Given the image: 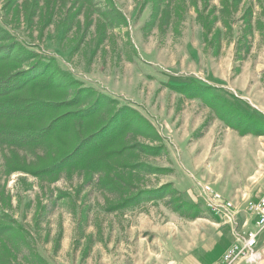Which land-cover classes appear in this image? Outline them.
<instances>
[{
	"label": "rangeland",
	"instance_id": "rangeland-1",
	"mask_svg": "<svg viewBox=\"0 0 264 264\" xmlns=\"http://www.w3.org/2000/svg\"><path fill=\"white\" fill-rule=\"evenodd\" d=\"M0 57V73H44L43 97L90 110L83 130L130 124L92 175L82 158L47 169L77 118L46 149L0 142V264H212L241 241L255 195L233 189L264 183V166L248 172L264 159V0H0ZM202 184L241 212L213 211ZM231 264H264V228Z\"/></svg>",
	"mask_w": 264,
	"mask_h": 264
},
{
	"label": "trees",
	"instance_id": "trees-1",
	"mask_svg": "<svg viewBox=\"0 0 264 264\" xmlns=\"http://www.w3.org/2000/svg\"><path fill=\"white\" fill-rule=\"evenodd\" d=\"M30 55L31 51L29 49L24 57L30 58ZM3 59H8V57H0V60ZM27 70L16 71L13 69L0 73V118L13 120L26 119V121L28 120L31 123L32 120L44 118V112L51 113V115L45 117L43 123L28 124L22 130L11 128H7L8 130L0 129V142L20 147L33 144L46 149L50 147L49 141L51 142L56 138L55 130L59 129V131L68 132L70 127L74 128L77 126L78 139L76 143L63 153L55 154L47 169L51 170L58 167L62 171L65 168H70L66 163H71L77 158H82L83 163L80 167L85 169L88 174L92 175L104 171L108 164L105 159L117 155V152L113 151L115 150L114 147L111 148L113 139L118 137L121 134V130L127 129L130 124L128 122L121 123L117 120V123L113 125L115 122L114 119H111L108 121L107 126L112 125L113 131L108 134L105 133L104 136H102L104 134V127L94 130H83L81 121L84 116L90 114V110L84 109L76 112L69 110L70 106L77 102H74L73 99L55 102L52 101V98L43 97L42 90L46 88L49 90L52 84L48 85V87H42L38 91L36 85L38 81L43 80L42 78L44 77L41 75L44 73L40 75H26L28 74ZM46 79H49V77H46ZM88 91L92 94L91 90ZM136 116L139 123L145 126L147 132L153 134L154 139H160L146 118L138 113ZM75 118L78 120L76 126L72 124ZM136 133L142 134L143 131L139 130ZM102 141L103 145L100 146ZM106 148L108 150L111 148V150L107 151ZM122 150L119 149L118 153H121ZM120 166V164H115L111 170Z\"/></svg>",
	"mask_w": 264,
	"mask_h": 264
},
{
	"label": "built area",
	"instance_id": "built-area-1",
	"mask_svg": "<svg viewBox=\"0 0 264 264\" xmlns=\"http://www.w3.org/2000/svg\"><path fill=\"white\" fill-rule=\"evenodd\" d=\"M202 197L213 211L222 213L228 219L234 218L238 210L231 200L225 198L219 191L211 185H201ZM247 213L255 218V228L245 230L239 243H232L212 264H231L237 257L248 253L257 243L258 233L264 228V193L256 199L248 201L246 205Z\"/></svg>",
	"mask_w": 264,
	"mask_h": 264
},
{
	"label": "crops",
	"instance_id": "crops-1",
	"mask_svg": "<svg viewBox=\"0 0 264 264\" xmlns=\"http://www.w3.org/2000/svg\"><path fill=\"white\" fill-rule=\"evenodd\" d=\"M260 150H261V148H259ZM262 156H264V155H262ZM248 161H250V156H248ZM256 162L255 163H249L248 164V166H249V169H248V172L250 171V168H251V165L253 164V166L254 165H256V164H258V166L257 167H259V169L261 168V166H264V159H262L261 158V155L259 156H256L255 157V159H254ZM251 172V171H250ZM249 177V176H248ZM256 179H257V177H256ZM247 183H249L250 184V182L249 181H247ZM249 184H247V185H249ZM245 188H247V190L249 189V186H244V190H242L241 189V187L240 188H238L237 189V193L235 192V188L233 189L234 190V192H233V194L235 195V198H250L251 196H253V195H255V197L253 198V199H256L257 197H259L262 193H264V183H263V185L259 188V191L258 192H256V193H253V194H250L248 191H245ZM245 211H246V208H245ZM241 212V210H239L238 209V213L237 214H239ZM248 214V213H247ZM250 215V214H249ZM251 216V218H252V225H250V227H248V228H246V230H248V229H253V228H255V224H254V220H255V218L253 217V215H250ZM243 227L245 226V223L242 225ZM223 254V253H222ZM221 254V255H222ZM221 255H220V257H221Z\"/></svg>",
	"mask_w": 264,
	"mask_h": 264
},
{
	"label": "bare ground",
	"instance_id": "bare-ground-1",
	"mask_svg": "<svg viewBox=\"0 0 264 264\" xmlns=\"http://www.w3.org/2000/svg\"><path fill=\"white\" fill-rule=\"evenodd\" d=\"M260 263V262H259Z\"/></svg>",
	"mask_w": 264,
	"mask_h": 264
}]
</instances>
